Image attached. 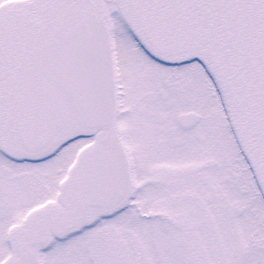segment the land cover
Listing matches in <instances>:
<instances>
[{"label":"snow or ice","instance_id":"obj_1","mask_svg":"<svg viewBox=\"0 0 264 264\" xmlns=\"http://www.w3.org/2000/svg\"><path fill=\"white\" fill-rule=\"evenodd\" d=\"M0 264H264V0H0Z\"/></svg>","mask_w":264,"mask_h":264}]
</instances>
